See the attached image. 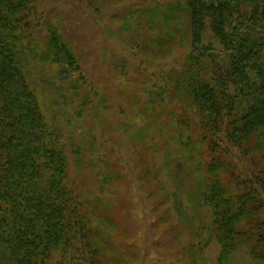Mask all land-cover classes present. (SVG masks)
<instances>
[{
    "label": "trees",
    "instance_id": "16d2710c",
    "mask_svg": "<svg viewBox=\"0 0 264 264\" xmlns=\"http://www.w3.org/2000/svg\"><path fill=\"white\" fill-rule=\"evenodd\" d=\"M35 7L36 0H0V264H110L106 221L87 205L117 182L118 167L101 176L97 192L72 177L67 144L29 79L31 65L41 62L57 65L56 80H67L79 59L57 26H48L44 42L29 35ZM136 9L151 20L129 25L125 38L143 37L137 48L150 59H172L145 63L152 70L148 112L166 111L162 132L170 131L175 154L199 175L203 239L189 246L190 263H205L213 237L217 264L264 262V0L152 1ZM162 21L178 27L165 32ZM247 156L257 159V175ZM171 164L182 166L176 158ZM143 167L153 173L148 161ZM158 182V208L182 218V199Z\"/></svg>",
    "mask_w": 264,
    "mask_h": 264
},
{
    "label": "rangeland",
    "instance_id": "374dc122",
    "mask_svg": "<svg viewBox=\"0 0 264 264\" xmlns=\"http://www.w3.org/2000/svg\"><path fill=\"white\" fill-rule=\"evenodd\" d=\"M152 1L170 0H36L29 18L33 39L44 42L48 26H57L73 42L79 59V71L72 72L68 81L56 80L57 65L41 62L31 65L29 79L46 116L59 126L67 144L72 177L81 188L97 192L101 176L118 167L117 182L93 195L87 205L106 221L104 241L110 264H191L188 248L203 239L197 236L203 226L195 202L199 175L189 168L185 155L181 161L175 154L170 131L162 132L170 120L166 111L159 107L155 113L148 112L152 70L145 63L158 67L159 58L166 57L168 64L172 59L152 53L155 59H150L137 48L144 45L140 44L143 37L138 41L124 36L128 34L124 30L142 17L151 20V15L142 16L140 8L138 13L134 7ZM160 24L165 32L178 27L174 21ZM148 139L153 144L144 149ZM173 158L181 168L170 165ZM256 160L247 156L244 164L256 171ZM145 161L153 166L150 175L143 169ZM260 171L257 168L255 175ZM158 181H166L167 188L182 199V218L166 217L158 208V202L163 206ZM205 253V263L200 264H217L220 246L215 237ZM236 260L255 263L248 258Z\"/></svg>",
    "mask_w": 264,
    "mask_h": 264
}]
</instances>
